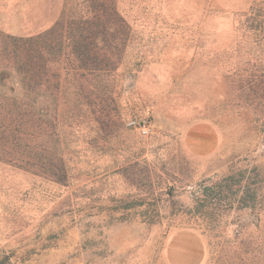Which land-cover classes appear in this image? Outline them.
<instances>
[{
  "label": "rangeland",
  "instance_id": "rangeland-1",
  "mask_svg": "<svg viewBox=\"0 0 264 264\" xmlns=\"http://www.w3.org/2000/svg\"><path fill=\"white\" fill-rule=\"evenodd\" d=\"M49 30L0 264H264V0H0V55Z\"/></svg>",
  "mask_w": 264,
  "mask_h": 264
},
{
  "label": "trees",
  "instance_id": "trees-1",
  "mask_svg": "<svg viewBox=\"0 0 264 264\" xmlns=\"http://www.w3.org/2000/svg\"><path fill=\"white\" fill-rule=\"evenodd\" d=\"M52 33L54 30L37 36L19 38V40L6 37V41L8 39H12V41L3 48L2 53L4 54L0 55V81H5L8 78L6 73L9 70L13 71V69H16V76L18 77L15 79L16 88L12 87L5 90L2 97L0 96V160L2 162L19 161V155L38 157V161L42 158V153H39L36 145V139L39 137L36 110L37 96L42 84H44L42 95L45 99L50 98L51 92L49 78H47L49 76L46 73L48 66L39 57L37 51L40 47L38 48L37 44L46 43ZM5 45L6 43H4ZM44 49H46V45ZM42 73L46 77L42 78ZM43 106V110H45L43 135L46 139L49 136V121L46 111L48 103L43 104ZM210 194V187L204 186L198 193L192 213L201 212L207 220L210 218ZM206 223L208 224L209 221Z\"/></svg>",
  "mask_w": 264,
  "mask_h": 264
}]
</instances>
